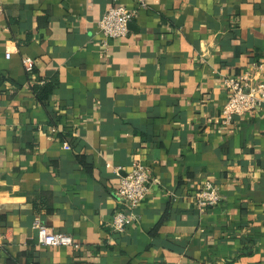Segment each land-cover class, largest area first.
Wrapping results in <instances>:
<instances>
[{
	"label": "crops",
	"instance_id": "0c3cea01",
	"mask_svg": "<svg viewBox=\"0 0 264 264\" xmlns=\"http://www.w3.org/2000/svg\"><path fill=\"white\" fill-rule=\"evenodd\" d=\"M120 2L138 14L105 44L112 0H0V264H264V104L222 120L225 78L264 62V0ZM136 161L151 190L116 231ZM206 179L223 199L201 212Z\"/></svg>",
	"mask_w": 264,
	"mask_h": 264
},
{
	"label": "built area",
	"instance_id": "2783aa9c",
	"mask_svg": "<svg viewBox=\"0 0 264 264\" xmlns=\"http://www.w3.org/2000/svg\"><path fill=\"white\" fill-rule=\"evenodd\" d=\"M137 2L139 7L146 6V0H137ZM137 14V9L128 7L120 0H112V4L99 21L104 43L107 44L108 38L128 35L130 22ZM7 54L10 55V52ZM23 62L28 71L34 70L36 63L32 56H25ZM263 73L264 62L255 61L240 74L225 78L224 83L229 90V97L222 109V120L226 127L233 123L235 117L244 115L264 104ZM66 147L70 148V145L67 144ZM151 181V170L140 161H136L131 171L122 177L118 196L124 206L119 207L114 213L111 223L114 230L123 232L136 221L135 209L150 192ZM194 196L196 206L201 212L218 205L223 199L221 185L212 179H206L197 185ZM34 225L38 230L37 240L42 245L80 246L73 235L54 231L38 219Z\"/></svg>",
	"mask_w": 264,
	"mask_h": 264
},
{
	"label": "trees",
	"instance_id": "16d2710c",
	"mask_svg": "<svg viewBox=\"0 0 264 264\" xmlns=\"http://www.w3.org/2000/svg\"><path fill=\"white\" fill-rule=\"evenodd\" d=\"M32 74L36 73V66L34 70L30 71ZM42 80H44L42 77H38V82H35L32 84L33 90L37 94V97L40 101H42L44 104H46L52 93L54 92L55 88L59 85V78L58 75H54L51 77V79L44 81L43 83H40Z\"/></svg>",
	"mask_w": 264,
	"mask_h": 264
},
{
	"label": "water",
	"instance_id": "95a60500",
	"mask_svg": "<svg viewBox=\"0 0 264 264\" xmlns=\"http://www.w3.org/2000/svg\"><path fill=\"white\" fill-rule=\"evenodd\" d=\"M132 24H133V22L131 21V22H130V26H131Z\"/></svg>",
	"mask_w": 264,
	"mask_h": 264
}]
</instances>
